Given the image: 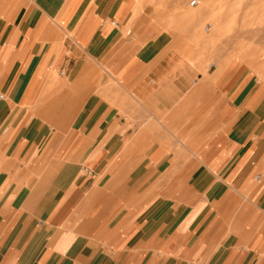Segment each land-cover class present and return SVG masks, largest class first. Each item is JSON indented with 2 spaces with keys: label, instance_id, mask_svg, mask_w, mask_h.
Listing matches in <instances>:
<instances>
[{
  "label": "crops",
  "instance_id": "0c3cea01",
  "mask_svg": "<svg viewBox=\"0 0 264 264\" xmlns=\"http://www.w3.org/2000/svg\"><path fill=\"white\" fill-rule=\"evenodd\" d=\"M154 15L0 0V264H264V81Z\"/></svg>",
  "mask_w": 264,
  "mask_h": 264
},
{
  "label": "rangeland",
  "instance_id": "374dc122",
  "mask_svg": "<svg viewBox=\"0 0 264 264\" xmlns=\"http://www.w3.org/2000/svg\"><path fill=\"white\" fill-rule=\"evenodd\" d=\"M140 1L155 12L163 41L180 45L178 54L191 66L238 60L264 81V0H198L195 7L191 0Z\"/></svg>",
  "mask_w": 264,
  "mask_h": 264
},
{
  "label": "built area",
  "instance_id": "2783aa9c",
  "mask_svg": "<svg viewBox=\"0 0 264 264\" xmlns=\"http://www.w3.org/2000/svg\"><path fill=\"white\" fill-rule=\"evenodd\" d=\"M197 4H198V0H191L190 3H189V5L191 7H195ZM211 27H212L211 24L207 25L206 28H205L206 31H209L211 29Z\"/></svg>",
  "mask_w": 264,
  "mask_h": 264
},
{
  "label": "bare ground",
  "instance_id": "6f19581e",
  "mask_svg": "<svg viewBox=\"0 0 264 264\" xmlns=\"http://www.w3.org/2000/svg\"><path fill=\"white\" fill-rule=\"evenodd\" d=\"M192 23V24H191ZM189 25H191V26H197V23L196 22H194V24H193V22H191ZM188 24V23H187ZM196 28V27H195Z\"/></svg>",
  "mask_w": 264,
  "mask_h": 264
}]
</instances>
